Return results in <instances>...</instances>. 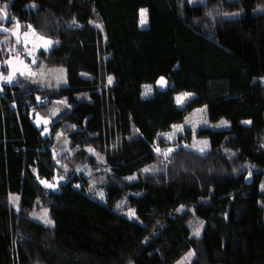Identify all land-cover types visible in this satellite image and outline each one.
<instances>
[{
  "label": "trees",
  "instance_id": "1",
  "mask_svg": "<svg viewBox=\"0 0 264 264\" xmlns=\"http://www.w3.org/2000/svg\"><path fill=\"white\" fill-rule=\"evenodd\" d=\"M0 3V40L16 23L31 28L52 42L37 64L64 68L66 79L58 88L25 76L0 85V264H175L188 251L190 264H264V0ZM9 57L0 50V67ZM163 76L169 87L144 96ZM178 94L189 95L182 105ZM64 100L42 135L34 114L47 117ZM200 107L208 126L196 136L208 152L185 149L188 132L164 160L156 137ZM63 123L74 127L71 155L55 150ZM88 145L109 168L102 202L73 172L94 161ZM156 163L159 175L124 180ZM248 175L257 183H245ZM56 177L57 189L45 190L41 181ZM183 189L197 196L191 205L181 203ZM36 207L53 225L35 219Z\"/></svg>",
  "mask_w": 264,
  "mask_h": 264
},
{
  "label": "rangeland",
  "instance_id": "2",
  "mask_svg": "<svg viewBox=\"0 0 264 264\" xmlns=\"http://www.w3.org/2000/svg\"><path fill=\"white\" fill-rule=\"evenodd\" d=\"M197 0H190V2H195ZM1 4V3H0ZM2 6V4H1ZM0 6V19L4 17L5 13V6ZM142 10L146 13V9H141L139 14L140 26L145 27L147 25V20L145 24H141V12ZM147 17V13H146ZM4 29L1 27V31ZM9 31V36L0 40V50L3 52H7L10 55L7 58V68L4 66L0 67V85L1 84H8L12 83L18 76H25L29 80H33L36 87H46V88H58L66 85L65 79V69L63 68H55L51 67L48 68L44 64L40 63L37 64V54L42 49H48L51 47L49 44V40L37 35L31 28L22 29V26L18 23L15 26L11 27L10 29L6 30ZM19 51V52H18ZM25 57V58H24ZM4 71V72H3ZM7 71V73H6ZM10 78V82H9ZM164 78V84L161 85L160 80L161 77L158 78L152 84L144 85L143 95L144 96H151L154 91L156 90H164L169 87L167 79ZM264 82V79H263ZM109 83V78L106 81V87H111ZM150 88L151 91H147ZM176 102L178 105H182L186 99L189 97L188 94H178L176 95ZM67 109V103L64 102H53V104L44 110L43 113H46L47 117L40 116L39 114H34V118L32 119L33 124L36 125L38 128L42 129V135L49 136L51 134V123L54 122L55 119L59 117L61 112ZM208 126V118L206 117V109L205 107H200L193 112L189 113L186 119L180 123L172 126L169 131L166 133H161L156 137V149H159L160 153L164 160H167V156L171 155L174 151L177 150L178 147L181 146L179 139L185 138L189 134V141L185 145L184 148L194 151L198 154L201 152L199 151L200 148H205V151L201 154L207 153L209 149V142L207 139L198 138L196 136L197 131L199 128L207 127ZM74 130V127L70 126L68 123H63L58 131L56 132V141H55V150L57 154L60 153H68L71 155L75 152L77 148H73L70 146V141L67 137L68 132ZM189 132V133H188ZM188 133V134H187ZM206 142V143H205ZM161 146H160V145ZM132 145L140 146L143 149H148V145L143 142H132ZM171 153H169V150ZM84 152L89 156L94 157V161L92 163H80L78 166L74 168V175L76 177H80L88 181L86 188L88 189V193L93 196L94 199L102 202L105 201V191L103 187L104 178L101 174H107L109 172L108 166L105 165L104 156L98 155L96 149L92 145H88L83 148ZM148 171H145V170ZM67 170V169H66ZM160 165L159 164H152L145 166V168L141 169L138 173H134V175L125 177L124 180L126 182H134L139 176H156L159 173ZM159 175V174H158ZM170 174H168L169 176ZM61 179L55 178L53 181H44L45 183H41L43 188L46 190H56L58 184ZM43 181V180H42ZM256 177L252 175H248L245 177L244 182L246 183H257ZM51 185V187L46 186ZM102 194V195H101ZM182 200L181 203L184 205H191L193 202L196 201L197 196L195 195L193 190L183 189L182 190ZM167 200H172V192L168 190L165 195ZM17 198L16 196L11 197V203L14 206L17 205ZM47 210L36 207L34 212L32 213L35 219L39 221L42 225L51 226V223H47L46 221H50ZM126 215L128 218L134 219L133 211L127 210ZM193 234L197 236L195 233L198 231L199 235L201 234V224L196 220L193 222L192 225ZM198 235V236H199ZM194 251H188V253L184 254L181 259H179L175 264H190L191 260L193 259Z\"/></svg>",
  "mask_w": 264,
  "mask_h": 264
},
{
  "label": "snow or ice",
  "instance_id": "3",
  "mask_svg": "<svg viewBox=\"0 0 264 264\" xmlns=\"http://www.w3.org/2000/svg\"><path fill=\"white\" fill-rule=\"evenodd\" d=\"M141 17H142V19H141V24L143 25V24L146 23V13H145L143 10H142V12H141ZM4 18H7L6 13H5ZM73 23H75V21H73ZM48 43L51 44L52 42L49 41ZM9 82H10V78H9ZM111 82H112V78L109 77V83L111 84ZM160 83H161V85L164 84V78H163V77H161ZM147 91L150 92L151 89L148 88ZM245 123H250V121H245ZM205 143H206V142H205ZM157 151L159 152L160 150L157 149ZM171 151H173V150L170 149V150H169V153H171ZM199 151H200L201 153H203V152L205 151V148H200ZM145 171H148V170L146 169ZM41 183H45V182H44V181H41ZM46 186L51 187V185H46ZM101 195H102V194H101ZM15 199H18V198H15ZM45 215H47V213H45ZM46 222H47V223H51V221H46ZM195 234L198 236V235H199V232L197 231Z\"/></svg>",
  "mask_w": 264,
  "mask_h": 264
},
{
  "label": "built area",
  "instance_id": "4",
  "mask_svg": "<svg viewBox=\"0 0 264 264\" xmlns=\"http://www.w3.org/2000/svg\"><path fill=\"white\" fill-rule=\"evenodd\" d=\"M0 6H1V4H0Z\"/></svg>",
  "mask_w": 264,
  "mask_h": 264
}]
</instances>
